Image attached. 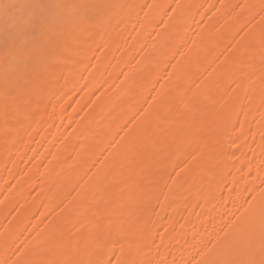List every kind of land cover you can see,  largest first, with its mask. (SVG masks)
<instances>
[{
	"label": "bare ground",
	"instance_id": "6f19581e",
	"mask_svg": "<svg viewBox=\"0 0 264 264\" xmlns=\"http://www.w3.org/2000/svg\"><path fill=\"white\" fill-rule=\"evenodd\" d=\"M0 264H264V0H0Z\"/></svg>",
	"mask_w": 264,
	"mask_h": 264
}]
</instances>
